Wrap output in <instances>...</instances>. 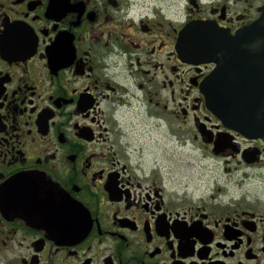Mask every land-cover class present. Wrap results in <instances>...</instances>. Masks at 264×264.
Segmentation results:
<instances>
[{
	"label": "flooded vegetation",
	"instance_id": "af4514ba",
	"mask_svg": "<svg viewBox=\"0 0 264 264\" xmlns=\"http://www.w3.org/2000/svg\"><path fill=\"white\" fill-rule=\"evenodd\" d=\"M192 1L0 0V264H264V144L224 127L213 62L176 46L264 0Z\"/></svg>",
	"mask_w": 264,
	"mask_h": 264
},
{
	"label": "water",
	"instance_id": "95a60500",
	"mask_svg": "<svg viewBox=\"0 0 264 264\" xmlns=\"http://www.w3.org/2000/svg\"><path fill=\"white\" fill-rule=\"evenodd\" d=\"M229 30L215 20L192 19L176 46L188 61L213 62L201 90L224 127L264 144V4Z\"/></svg>",
	"mask_w": 264,
	"mask_h": 264
},
{
	"label": "rangeland",
	"instance_id": "374dc122",
	"mask_svg": "<svg viewBox=\"0 0 264 264\" xmlns=\"http://www.w3.org/2000/svg\"><path fill=\"white\" fill-rule=\"evenodd\" d=\"M155 1H156L155 3L162 5L166 13L171 14L173 16L186 12L187 6L192 7L191 3H188L187 0H155ZM231 1H234V3H236V6L239 8V5H243L247 7L250 6V4L258 5L260 4L262 0H231ZM201 2L203 6H207L208 4L213 2V0H201ZM181 153L187 156L188 159H193L196 164L201 165V167H198L196 171H198V174L199 172H201V174L203 175L204 181L207 180L208 177L212 175L211 170L208 167L209 165L208 158H204V160L199 162L195 154L196 152L192 151L189 146H187V149H185V152H181ZM172 158H173L172 164L175 165L176 162L174 161V156ZM190 186L191 187L189 188V190L194 191V194L197 195L201 191L205 190L203 186H206V184L205 183L200 184L199 182L194 181V183L191 184Z\"/></svg>",
	"mask_w": 264,
	"mask_h": 264
}]
</instances>
